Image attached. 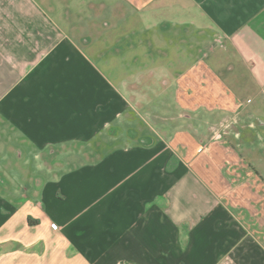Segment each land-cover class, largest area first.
I'll return each mask as SVG.
<instances>
[{"label":"crops","instance_id":"0c3cea01","mask_svg":"<svg viewBox=\"0 0 264 264\" xmlns=\"http://www.w3.org/2000/svg\"><path fill=\"white\" fill-rule=\"evenodd\" d=\"M0 264H264V0H0Z\"/></svg>","mask_w":264,"mask_h":264},{"label":"rangeland","instance_id":"374dc122","mask_svg":"<svg viewBox=\"0 0 264 264\" xmlns=\"http://www.w3.org/2000/svg\"><path fill=\"white\" fill-rule=\"evenodd\" d=\"M87 36H88L87 33L82 32L81 35L78 36V39L81 41V38H87ZM113 52H116V51H109V50L108 51H103L105 56H106V54H108V56H109V54H113L114 55ZM113 55H110V56H113ZM105 58H107V57H105ZM98 68L103 70L107 74H109L108 76L110 78H117L118 76H122V71L120 73V69L118 68V66L115 63L114 64H110V65H105V66L104 65L100 66V63H98ZM119 73H120V75H119ZM135 73L136 72L134 70V66H129L127 68L124 76L128 79V81H131V80L134 79ZM75 164H76V167H78V168H80L82 166V168L80 170L84 169V164H85L84 162L77 161V162L73 163V165H75ZM80 180L83 181L84 180V176H82V178ZM81 186H83V187L85 186L84 181L81 183ZM68 200H70V198H68ZM66 204L67 205L61 207L62 211L63 210H65V211L67 210L68 211L73 206V204L71 202L70 203L66 202Z\"/></svg>","mask_w":264,"mask_h":264}]
</instances>
